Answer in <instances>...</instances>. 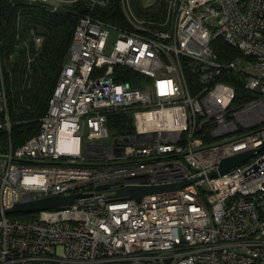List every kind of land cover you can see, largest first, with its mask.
Returning <instances> with one entry per match:
<instances>
[{
  "label": "built area",
  "instance_id": "built-area-1",
  "mask_svg": "<svg viewBox=\"0 0 264 264\" xmlns=\"http://www.w3.org/2000/svg\"><path fill=\"white\" fill-rule=\"evenodd\" d=\"M120 1L131 27L81 15L38 131L0 152V264H264V148L208 176L264 146V0H169L166 28ZM217 36L236 51L227 60ZM229 70L255 98L232 103ZM0 102L9 131L3 89ZM111 112L132 131L111 128ZM196 177L139 201L114 196ZM72 193L82 195L66 208L5 212Z\"/></svg>",
  "mask_w": 264,
  "mask_h": 264
},
{
  "label": "trees",
  "instance_id": "trees-1",
  "mask_svg": "<svg viewBox=\"0 0 264 264\" xmlns=\"http://www.w3.org/2000/svg\"><path fill=\"white\" fill-rule=\"evenodd\" d=\"M129 1L145 24L166 28L170 23L169 0H153L150 4ZM86 13L116 26L131 27L120 0H105L103 4L75 0L55 9L42 0H0V90L3 89L11 123L9 131L0 129V152L7 149L9 142L15 148L38 131L76 22ZM36 37H40V42L35 41ZM211 48L221 60L236 53L219 36L212 39ZM130 74L128 70L126 78ZM220 79L234 86L233 104H243L256 97L245 89L241 73L225 71ZM108 124L118 132L132 131V120L123 112L109 113ZM10 216L27 219L34 214L18 212Z\"/></svg>",
  "mask_w": 264,
  "mask_h": 264
},
{
  "label": "water",
  "instance_id": "water-1",
  "mask_svg": "<svg viewBox=\"0 0 264 264\" xmlns=\"http://www.w3.org/2000/svg\"><path fill=\"white\" fill-rule=\"evenodd\" d=\"M264 146H260L257 148H251L247 150H240L234 154L223 157L218 167L208 173V176H213L218 172H224L235 165L240 164L241 162L247 160L249 157L256 154L260 151ZM200 177H196L194 179H187L178 182L171 183H161V184H127L121 186L116 189L115 197H123V198H134L139 201L143 195L153 192H159L168 189H177L182 187L185 184L190 183L193 180H196ZM82 195V193H72V194H52L47 196H42L38 198H34L31 200H24L20 202H16L13 206L5 209L6 213H31L43 209L48 208H56L63 207L66 208L70 204L74 203L76 197Z\"/></svg>",
  "mask_w": 264,
  "mask_h": 264
},
{
  "label": "rangeland",
  "instance_id": "rangeland-1",
  "mask_svg": "<svg viewBox=\"0 0 264 264\" xmlns=\"http://www.w3.org/2000/svg\"><path fill=\"white\" fill-rule=\"evenodd\" d=\"M64 1V0H63ZM70 2L71 0H67V1H64V2ZM142 3L144 4H150L151 2H153V0H141ZM130 4L133 6V4L130 2ZM212 30L214 29L212 26L210 27ZM241 66V64H240ZM248 71H251L250 69H247Z\"/></svg>",
  "mask_w": 264,
  "mask_h": 264
},
{
  "label": "bare ground",
  "instance_id": "bare-ground-1",
  "mask_svg": "<svg viewBox=\"0 0 264 264\" xmlns=\"http://www.w3.org/2000/svg\"><path fill=\"white\" fill-rule=\"evenodd\" d=\"M69 145H70V146L72 145V143L70 142V140H69Z\"/></svg>",
  "mask_w": 264,
  "mask_h": 264
}]
</instances>
